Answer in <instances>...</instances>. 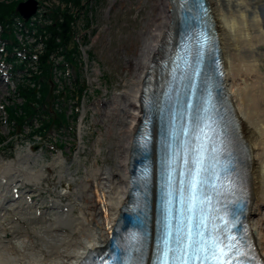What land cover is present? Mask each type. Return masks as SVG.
Listing matches in <instances>:
<instances>
[{
    "label": "bare ground",
    "instance_id": "1",
    "mask_svg": "<svg viewBox=\"0 0 264 264\" xmlns=\"http://www.w3.org/2000/svg\"><path fill=\"white\" fill-rule=\"evenodd\" d=\"M157 1L158 15L140 34L141 49L130 84L98 105L107 135L117 140L110 149L116 168L88 172L69 205L55 203L42 212L21 190L32 179L43 180L47 171L32 167L36 160L30 153L0 162V264H83L121 228L130 204L131 171L143 157L136 142L149 113L146 103L155 102L162 92L167 79L162 63L179 36L172 0ZM206 2L225 71L223 99L233 116L234 146L249 192L247 220L264 258V0ZM56 179L61 183L62 175ZM152 200L154 216V190Z\"/></svg>",
    "mask_w": 264,
    "mask_h": 264
},
{
    "label": "rangeland",
    "instance_id": "2",
    "mask_svg": "<svg viewBox=\"0 0 264 264\" xmlns=\"http://www.w3.org/2000/svg\"><path fill=\"white\" fill-rule=\"evenodd\" d=\"M55 2L49 0L47 3L50 10L56 7ZM157 3V0H89L88 3L84 0L83 8L75 10L79 17L72 26L73 42L70 47H78L79 70H70V78L60 70L53 71L47 109L40 110V113L47 110L50 116L43 112L39 121L30 123L28 120L24 126L18 127L8 119L3 107L24 104L17 88L26 83L24 78L28 75L15 71L12 87L8 86L7 79L3 77L9 73V63L1 60L0 162L10 163L20 155L30 153L31 160H36L32 167L47 171L43 180L32 179L21 190L25 192V199L33 201L35 208L47 212L49 207L57 206L55 203L69 205L76 187L87 178L88 172L98 168H116L111 150H114L117 140L107 135L98 105L110 101L130 84L132 69L141 49L140 34L147 29V21L158 15ZM39 17H42V12ZM48 25L44 24L42 29L45 30ZM36 32L37 38L47 39V35H42L39 29ZM15 34L22 45L17 51V58H14L19 67L28 56L32 58L29 46L35 45L38 39L23 35L17 29ZM4 44L0 40L1 49ZM42 48L43 45L37 48L40 54ZM9 57L7 53L0 54L2 59ZM53 57L58 62L65 61L64 56ZM29 60L24 64L25 70L31 68L35 71L36 64ZM38 99H41L40 95ZM63 110L66 123L60 122ZM50 120V130L43 135L36 133L42 124ZM58 175H62L61 183L56 179Z\"/></svg>",
    "mask_w": 264,
    "mask_h": 264
},
{
    "label": "snow or ice",
    "instance_id": "3",
    "mask_svg": "<svg viewBox=\"0 0 264 264\" xmlns=\"http://www.w3.org/2000/svg\"><path fill=\"white\" fill-rule=\"evenodd\" d=\"M182 107L187 111L177 106L171 110L173 125L177 117L182 121L191 115L190 99ZM210 119L198 115L194 125L182 127L179 132L173 127L168 133L161 173L159 233L152 264H261L253 246L243 234H237L238 230L234 231L238 223L235 211L230 212L226 204L219 207L227 189L217 168L218 133L213 127L215 121L210 123ZM209 144L213 145L211 149ZM229 216L234 218L230 220ZM128 251L140 252L135 264H143L141 247ZM123 264L130 261L123 260Z\"/></svg>",
    "mask_w": 264,
    "mask_h": 264
},
{
    "label": "trees",
    "instance_id": "4",
    "mask_svg": "<svg viewBox=\"0 0 264 264\" xmlns=\"http://www.w3.org/2000/svg\"><path fill=\"white\" fill-rule=\"evenodd\" d=\"M24 0H0V24L6 25L12 23V19L19 17L16 12V8L19 3ZM60 4L56 5L53 9L50 10L48 17H50L51 22L48 26H45V30L41 26H38L42 35H47L45 40V47L43 53L40 57V62L38 68H41V75H36L34 81L42 85L41 90V99H38V94L35 90L27 88L25 86L20 87L21 97L25 99V104L22 106H15L16 108H9L8 113L13 121L16 122L18 127H21L25 124L27 119L29 121L34 120L40 115L43 118V112L45 114L50 113L47 110H42V107L47 103L49 96V89L51 87L48 85L49 79L51 76L50 73V63L52 56L56 54L59 50H64L66 61L70 64L74 70H79V50L78 47L74 46L70 48L73 42V29L72 26L78 20L79 13L75 11L76 9H82V3L84 0H59ZM87 3L89 0H85ZM63 6V7H62ZM11 25V24H10ZM9 31V30H8ZM5 31L4 38L12 39V29L8 32ZM12 35V36H11ZM78 54V55H77ZM40 76L42 80H45V83L39 82ZM81 90V89H80ZM82 91V90H81ZM54 96H51V98ZM34 103L41 105L40 109ZM40 113V114H39ZM60 122L66 123V114L65 110L61 112ZM52 120L42 124V127L36 131L41 135L45 134L48 130L51 129Z\"/></svg>",
    "mask_w": 264,
    "mask_h": 264
},
{
    "label": "water",
    "instance_id": "5",
    "mask_svg": "<svg viewBox=\"0 0 264 264\" xmlns=\"http://www.w3.org/2000/svg\"><path fill=\"white\" fill-rule=\"evenodd\" d=\"M172 11L177 18V26L179 34L181 31L193 28L198 25L208 40L206 44L209 46L207 55H210L211 49H213V31L211 29V23L209 18V9L206 0H172ZM39 3L37 0H27L20 3L16 12L23 18L25 22H28L38 10ZM213 59V58H212ZM211 60L210 57L205 58V64ZM168 63V62H167ZM166 63V64H167ZM164 72L168 76L169 66H166ZM167 83V79L164 81V85Z\"/></svg>",
    "mask_w": 264,
    "mask_h": 264
},
{
    "label": "flooded vegetation",
    "instance_id": "6",
    "mask_svg": "<svg viewBox=\"0 0 264 264\" xmlns=\"http://www.w3.org/2000/svg\"><path fill=\"white\" fill-rule=\"evenodd\" d=\"M208 76L209 77L212 76L213 78H215L216 76V70H215V66L213 62L210 63L209 70H208Z\"/></svg>",
    "mask_w": 264,
    "mask_h": 264
},
{
    "label": "built area",
    "instance_id": "7",
    "mask_svg": "<svg viewBox=\"0 0 264 264\" xmlns=\"http://www.w3.org/2000/svg\"><path fill=\"white\" fill-rule=\"evenodd\" d=\"M41 12H43V11H41ZM41 12H40V13H41ZM55 71H57V70L55 69Z\"/></svg>",
    "mask_w": 264,
    "mask_h": 264
}]
</instances>
